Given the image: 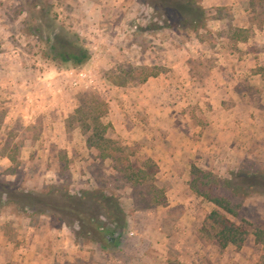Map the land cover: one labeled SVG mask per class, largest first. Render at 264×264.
<instances>
[{
  "label": "rangeland",
  "instance_id": "obj_1",
  "mask_svg": "<svg viewBox=\"0 0 264 264\" xmlns=\"http://www.w3.org/2000/svg\"><path fill=\"white\" fill-rule=\"evenodd\" d=\"M97 1L104 3L95 16L90 11ZM97 1L49 0L59 24L78 32L91 52L81 68L58 70L44 57V42L26 32L28 0H0V175L29 189L62 180L72 191L106 184L120 195L128 228L119 246L104 249L95 242H75L54 218H29L4 206L0 245L13 252L27 246L32 252L45 250L62 262L59 253L66 248L54 245L63 236L70 244L67 264H264V244L252 234L254 227L264 230V195L241 202L239 216L250 224L244 243L221 248L202 230L214 204L194 195L188 185L193 164L221 177L244 162L264 167V0L244 2L251 22L242 29L234 23L231 7L208 8L200 0L211 17L207 29L198 33L142 32L148 16L140 0ZM97 26L104 32L116 31L115 26L126 32L110 44L104 32L94 31ZM249 36L251 45L238 50L236 39ZM189 46L186 55L183 49ZM245 52L249 60L243 58ZM186 57L187 74L185 68L169 67L170 60ZM157 69L168 79L163 100L172 105L162 123L154 125L150 114L156 100L148 96L160 85L139 80ZM220 88L226 92L222 99ZM92 93L107 102L103 121L112 124L111 136L137 152L131 160L140 166L149 158L158 166L153 183L163 188L165 204L150 199L146 186L124 182L109 159L101 160L87 146L77 120L68 121L79 98ZM218 104L231 109L239 128L209 129ZM12 152L19 162L15 174L7 157Z\"/></svg>",
  "mask_w": 264,
  "mask_h": 264
},
{
  "label": "trees",
  "instance_id": "obj_2",
  "mask_svg": "<svg viewBox=\"0 0 264 264\" xmlns=\"http://www.w3.org/2000/svg\"><path fill=\"white\" fill-rule=\"evenodd\" d=\"M140 5L148 16L145 26H140L146 33L163 29L198 33L207 29L211 17L200 0H140ZM27 7L26 32L44 42L46 48L43 55L58 70L79 69L90 60L91 52L84 39L78 32L59 24L49 0H28ZM161 72V69L148 71L139 83ZM89 95L79 98L68 121L77 120L86 136L87 146L94 148L101 160L109 159L113 170L121 175L124 182L131 186H146L150 199L157 204H165L163 188L153 183L158 171L156 163L147 158L139 166L131 160L137 152L111 136L112 124L103 121L107 114V102L94 93ZM13 147L17 148L16 145ZM7 157L12 164L10 173L15 174L19 163L17 156L12 152ZM188 185L194 195L215 206L202 230L212 235L221 248L228 245L240 247L250 225L239 216L241 202L255 195H264V167L244 162L230 167L226 176L221 177L193 164ZM4 206H11L16 214L29 218L36 215L54 218L67 227L75 242H95L104 249L119 246L129 225L120 195L103 183L94 188L72 191L69 184L62 180L41 189H29L0 175V208ZM252 234L257 243L264 244L261 227H254Z\"/></svg>",
  "mask_w": 264,
  "mask_h": 264
},
{
  "label": "crops",
  "instance_id": "obj_3",
  "mask_svg": "<svg viewBox=\"0 0 264 264\" xmlns=\"http://www.w3.org/2000/svg\"><path fill=\"white\" fill-rule=\"evenodd\" d=\"M96 1L90 0V2H93L94 4H95ZM115 1L116 0H114V2ZM121 1L122 0H120V2ZM245 1L246 0H202V3L204 5V7H208V8L231 7L232 13H233V17H234V23H236V25L239 26L242 29V28H247L249 23L251 22L250 18L248 17V15L250 14L249 13L250 11L246 10V7L244 6V2ZM102 3H104V2H102ZM102 3H99L97 1L96 5L91 8V11L93 10V12L90 11V14H93V13L97 14L98 12H100V9L103 7ZM102 13L103 12H101L99 14L100 17H102ZM96 14H95V16H96ZM214 20H217L219 25H221V20L219 18L218 19L215 18ZM113 24H115V23H113ZM114 28H115L116 31L110 29L107 32H104L105 30L102 29V27L97 26V28H94V31L96 30L99 33H103L104 32L105 35H106V39H107L108 43L111 44V43H113V41L115 39L118 38L117 36L119 34H121L123 36V34L126 32V31L120 30V28L118 26H115ZM254 31L256 32V30H254ZM261 31L262 32L264 31V26L262 27ZM198 45L202 46L201 43H199ZM249 45H251L250 36L248 38H246V39H236V45L235 46L237 47L238 50L245 51L248 48ZM194 47L195 46H192L191 50ZM214 49H217V51H219L222 48L221 47L219 48V46H215ZM183 51L186 53V55H189L190 46H189V48H184ZM249 55L250 54L248 52H245L243 58L247 57V60H249ZM187 59L188 58L186 57L184 60H181V59L179 61L174 60L173 62H171V60H170V62H168L169 63L168 65H169L170 68H173V69L175 68V70H176L177 67L179 69L185 68L186 74H187L189 72V70H190L189 62H188ZM218 61H220V58L216 61L217 64L220 63ZM162 74L163 73H160L157 76L149 77L144 82V84H147L152 79L153 80V84H156V87L157 86L159 87V85H160V87L157 89L158 92H155V93H152V94L150 93L149 96H148L149 100L152 99V98H153V100H156V108L154 107L153 110L151 111L152 113L150 114L151 115L150 119H151V121H153L154 125H155V123L156 124H161L162 123L161 119H164V117H165L164 115L166 114V111L169 108H171L170 106L172 105V104H169V102L166 103L163 100L164 96L167 94V91H168V90L165 89L166 86H164V82L163 81H165V82L167 81L168 82V79L166 78L165 75H162ZM180 75H181L182 79L185 78V74L181 73ZM188 79H189V77H188ZM156 81H158L159 84ZM219 90H221V88ZM219 90H218V92H219ZM221 91H222V93H219L218 95H219V98L222 99V98L225 97L224 95H225L226 92L223 89ZM142 98L145 100L144 97H142ZM148 99H146V100H148ZM218 107L219 108H215L216 109V111L214 113L215 115L212 116V120H210V122H209V125H210L209 129L210 130H217V131H221L222 132V131H226V128L228 126L235 125L236 127L239 128L240 123L234 117H232L233 115L229 114V112L232 113L231 109L228 112L227 109H224L223 107H221V105L219 106V104H218ZM148 112L149 111L147 110V113ZM224 115L225 116L229 115L230 118L232 117L233 120L231 121V119H222ZM157 142H159V141H157ZM156 144H157V146H159L161 143H159V144L156 143ZM28 244L29 243L26 241V245H28ZM54 246L56 248L57 247L66 248V250L64 249V250H62L59 253L62 256V262H61V260L58 259V257H60L58 254L57 255H55L54 253L53 254H49L45 250H43V251L42 250H38V251L36 250V252H32L31 250H29L30 247L27 246L23 250H19V251H16V252L14 251L13 252L12 250L7 249L4 246V244H3V246L0 245V264L11 263V260L18 261L19 264H40V263L41 264H60V263L61 264H67L70 261V255L67 254V252L70 253L69 252V246H70L69 240L67 238L65 239V237L62 236L61 238H59V240H57V243ZM2 248L6 249L7 251L6 250L3 251ZM56 248H54V249H56ZM55 261H57V262H55Z\"/></svg>",
  "mask_w": 264,
  "mask_h": 264
}]
</instances>
